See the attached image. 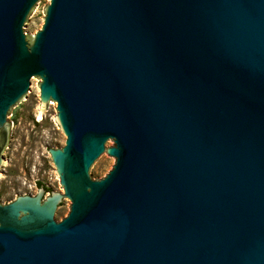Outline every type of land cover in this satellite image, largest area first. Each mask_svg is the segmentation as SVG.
Masks as SVG:
<instances>
[{"label": "water", "instance_id": "95a60500", "mask_svg": "<svg viewBox=\"0 0 264 264\" xmlns=\"http://www.w3.org/2000/svg\"><path fill=\"white\" fill-rule=\"evenodd\" d=\"M38 80L65 194L0 203V264H264V0H0V186Z\"/></svg>", "mask_w": 264, "mask_h": 264}, {"label": "rangeland", "instance_id": "374dc122", "mask_svg": "<svg viewBox=\"0 0 264 264\" xmlns=\"http://www.w3.org/2000/svg\"><path fill=\"white\" fill-rule=\"evenodd\" d=\"M50 4L41 8L35 20L32 42L43 29ZM41 83L38 80L33 100L17 115V147L9 154L11 168L0 186V200L6 203L19 195H35L40 182L63 192L49 149L63 148L67 137L57 119V103L52 112L42 103Z\"/></svg>", "mask_w": 264, "mask_h": 264}, {"label": "flooded vegetation", "instance_id": "af4514ba", "mask_svg": "<svg viewBox=\"0 0 264 264\" xmlns=\"http://www.w3.org/2000/svg\"><path fill=\"white\" fill-rule=\"evenodd\" d=\"M6 148H7V146H6ZM6 148H5V150H6ZM5 152V151H4ZM3 159L5 160V158H4V153H3ZM5 163H6V161H5ZM5 166V164H3L2 166H1V168H0V176L2 175L1 174V170H2V167H4ZM60 180V179H59ZM60 185H61V183H60ZM36 186H37V193L35 194V195H30V194H23V195H19V196H17L14 200H12V201H10V202H8V203H2L1 202V200H0V203H1V205H8V204H11V203H13L14 201H16L20 196H32V197H35V196H37L38 195V193H39V191L41 190V189H43L44 190V195H43V197H42V203L43 202H45L49 197H51L52 195H53V193H61L62 195H64L65 194V192H64V189H63V187L61 186V189L63 190V192H61V191H55V190H53V189H51L50 187H48L47 185H45L44 183H37L36 184ZM65 200H69V199H67V198H63L62 199V201L58 204V206H57V209H56V212H55V220L57 221V222H61L64 218H66L68 215H69V213H70V211H69V213L67 214V216L66 217H64L61 221H59V220H57L56 219V214H57V211L62 207V205L64 204V201ZM70 201V200H69ZM70 203H71V201H70ZM72 204V203H71ZM70 208H71V205H70Z\"/></svg>", "mask_w": 264, "mask_h": 264}]
</instances>
